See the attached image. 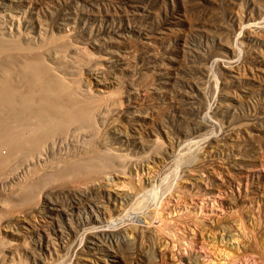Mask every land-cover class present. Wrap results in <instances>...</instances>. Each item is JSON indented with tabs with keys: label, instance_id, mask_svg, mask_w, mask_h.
Masks as SVG:
<instances>
[{
	"label": "rangeland",
	"instance_id": "374dc122",
	"mask_svg": "<svg viewBox=\"0 0 264 264\" xmlns=\"http://www.w3.org/2000/svg\"><path fill=\"white\" fill-rule=\"evenodd\" d=\"M0 20L62 50L88 107L6 110L26 129L0 131V264H264V0H0ZM76 162L99 171L44 185Z\"/></svg>",
	"mask_w": 264,
	"mask_h": 264
},
{
	"label": "bare ground",
	"instance_id": "6f19581e",
	"mask_svg": "<svg viewBox=\"0 0 264 264\" xmlns=\"http://www.w3.org/2000/svg\"><path fill=\"white\" fill-rule=\"evenodd\" d=\"M62 52L51 43L35 45L26 37L12 36L8 25L0 20V131L8 132L13 128L16 131H25L23 117L16 120L13 116L4 115L8 108L18 109L23 103H29L25 116L35 115L31 103L40 105V113L42 111L55 118L62 114L78 115L88 109L73 91L61 88L68 84L66 75H73L72 62L65 59L64 63L61 62ZM98 171L84 162H76L61 166L52 174L43 176L42 180L46 185L66 178H85ZM34 191L35 187L27 188L28 195H33Z\"/></svg>",
	"mask_w": 264,
	"mask_h": 264
}]
</instances>
